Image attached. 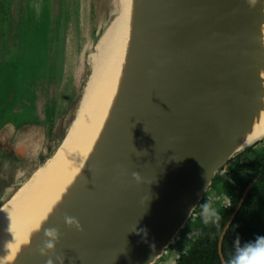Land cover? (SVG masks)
Instances as JSON below:
<instances>
[{"label": "water", "instance_id": "water-1", "mask_svg": "<svg viewBox=\"0 0 264 264\" xmlns=\"http://www.w3.org/2000/svg\"><path fill=\"white\" fill-rule=\"evenodd\" d=\"M74 1L73 13L84 15L63 14L69 41L60 79L70 72L68 57L69 69L75 55L82 58L91 35L84 22L91 32L98 14L91 11L97 0ZM99 4L105 15L106 0ZM263 10V0H133L131 65L117 110L81 176L14 264H46L37 247L47 227L60 232L63 264H158L168 254L225 166L264 138L244 144L264 94ZM105 23H96L100 35ZM253 184L221 233L223 264L224 235ZM65 214L82 230L69 229Z\"/></svg>", "mask_w": 264, "mask_h": 264}, {"label": "rangeland", "instance_id": "rangeland-1", "mask_svg": "<svg viewBox=\"0 0 264 264\" xmlns=\"http://www.w3.org/2000/svg\"><path fill=\"white\" fill-rule=\"evenodd\" d=\"M64 1L0 0V208L19 188L28 182L35 183L43 176V171H49L48 166L54 161V154L64 140L62 138L70 130L69 126L90 74L93 56L97 54L94 43L100 32L97 33L96 23L101 19L106 22L102 32L120 6L118 0H106L105 15L101 12L99 0L95 7H91V11L95 10L98 14L91 15V35L85 37L86 41L81 45L80 49L84 50L82 58L73 54V66L69 69L72 59L68 57L67 71L70 72L60 79L54 75L60 74L62 65L59 67V61L69 41V15L63 14L70 8L73 13L74 7L71 6L75 2L71 0L68 7ZM86 2L84 0L82 6ZM84 25L89 32V26L85 22ZM85 28L82 29L83 35H86ZM72 74L75 77L73 83L69 80ZM44 111L51 123L44 121ZM40 124H44L43 128L47 127L46 133L43 134L42 128L37 127ZM13 126L17 129L14 135H10ZM35 136L39 138L40 146H37ZM252 157L247 148L240 151L225 166L222 176L231 171L238 160L251 161ZM221 174L207 194L215 208L224 205L226 201L224 197L215 196V191L220 196L223 190L218 185ZM32 175L33 179L29 181ZM197 214L158 264H174V260L183 252L185 243L196 235Z\"/></svg>", "mask_w": 264, "mask_h": 264}, {"label": "bare ground", "instance_id": "bare-ground-1", "mask_svg": "<svg viewBox=\"0 0 264 264\" xmlns=\"http://www.w3.org/2000/svg\"><path fill=\"white\" fill-rule=\"evenodd\" d=\"M118 1L116 15L94 43L97 54L93 56L90 74L70 130L62 138L49 171H43V176L35 183L27 181L0 208V264H14L19 255L29 249L45 221L56 212L81 176L117 110L129 75L134 25L133 0ZM261 32L264 58V24ZM260 77L264 93V70L260 71ZM262 136L264 94L259 115L244 134V144ZM32 179L33 175L29 181Z\"/></svg>", "mask_w": 264, "mask_h": 264}, {"label": "trees", "instance_id": "trees-1", "mask_svg": "<svg viewBox=\"0 0 264 264\" xmlns=\"http://www.w3.org/2000/svg\"><path fill=\"white\" fill-rule=\"evenodd\" d=\"M47 120L49 122V119ZM253 148L254 144L247 148V152L253 151ZM51 154L52 152H50ZM263 160L262 156L257 155L252 162H238L233 165L232 175L229 178L225 180L223 177H219L218 185L222 183L223 189L221 193L231 206L224 207L223 205L216 208L222 216L218 225L205 224L198 212L195 224L198 235L195 239L185 243L183 252L174 260V264H223L218 254L220 235L238 205L243 191L247 185L253 182L254 184L245 197L239 212L224 235L222 255L225 263L234 253L233 241L237 236L241 240V246L245 242L253 241L257 236H264Z\"/></svg>", "mask_w": 264, "mask_h": 264}, {"label": "clouds", "instance_id": "clouds-1", "mask_svg": "<svg viewBox=\"0 0 264 264\" xmlns=\"http://www.w3.org/2000/svg\"><path fill=\"white\" fill-rule=\"evenodd\" d=\"M133 179L138 181L140 179L139 173L134 172ZM230 206V202L226 200L224 207ZM197 208H199V215L205 224L218 225L222 219L210 198L205 199L198 206L192 207L189 210V216H192ZM64 223L69 229L82 230L78 219L75 217L65 214ZM59 240L60 232L57 228L47 227L43 229V240L37 247V251L42 257L47 258L46 264H63V257L56 255V245ZM233 247L234 253L229 257L226 264H264V236H257L253 241L245 242L242 246L241 240L237 236L233 241Z\"/></svg>", "mask_w": 264, "mask_h": 264}, {"label": "flooded vegetation", "instance_id": "flooded-vegetation-1", "mask_svg": "<svg viewBox=\"0 0 264 264\" xmlns=\"http://www.w3.org/2000/svg\"><path fill=\"white\" fill-rule=\"evenodd\" d=\"M257 145H259V147L257 148L256 146ZM248 153H250V154H252V159H251V161H246V160H244V161H241V160H238L237 161V163L238 162H240V163H243V162H245V163H248V162H252L256 157H257V155H260V156H262V158H264V140L263 141H261V142H259V143H257L255 146H254V148H253V151L251 150V151H249ZM232 161V160H231ZM230 161V162H231ZM264 161V160H263ZM229 162V163H230ZM228 163V164H229ZM236 164V163H235ZM223 171V170H222ZM230 172V173H229ZM232 171H228V173H225L223 176H222V174H221V176L226 180L227 178H229L230 177V175H232V173H231ZM222 183H220V185H221ZM251 184V183H250ZM222 186V185H221ZM248 186V185H247ZM246 189V188H245ZM219 192V191H218ZM244 192V191H243ZM215 196H217L218 198H220V197H224V199H226V197L221 193L220 194V196L219 195H217V191H215ZM205 199H208V197L206 196V198ZM204 199V200H205ZM221 206H223V205H221ZM219 206H217L216 208H218ZM237 207V206H236ZM197 235H198V233H197V231H196V235H195V237L194 238H192V239H195L196 237H197ZM221 236V235H220ZM220 239V238H219ZM188 242V241H187ZM223 243V242H222ZM218 244H219V242H218Z\"/></svg>", "mask_w": 264, "mask_h": 264}, {"label": "crops", "instance_id": "crops-1", "mask_svg": "<svg viewBox=\"0 0 264 264\" xmlns=\"http://www.w3.org/2000/svg\"><path fill=\"white\" fill-rule=\"evenodd\" d=\"M72 15H84V14L80 13V11H78V10H75L74 13H73ZM98 26H99V24H97V27H98ZM89 29H90V27H89ZM89 33H91V32L89 31ZM63 97H64V96H62V98H63ZM66 99H68V97H66ZM46 106H47V105H46ZM44 112L46 113V111H44ZM46 114H47V113H46ZM43 117H45V115H43ZM45 121L48 123V120H47V119H46ZM50 123H51V122H50ZM42 125H44V124L37 125V127H41V128H42V131H43V134H44V133H46V131H47V127L43 128ZM19 127H20V126H19ZM22 127H23V126H22ZM24 127H29V126H28V125H27V126L24 125ZM16 129H17V128H16L15 126H13V129H12V131L10 132V135H12V134L14 135L15 132H16ZM27 131H28V130H27ZM30 136L32 137V135H30ZM35 139H36V136H35ZM36 140H37V146H40L39 143H38V142H39V141H38L39 138H37ZM36 140H35V141H36ZM32 141H33V140H32ZM31 150H33V149H31Z\"/></svg>", "mask_w": 264, "mask_h": 264}]
</instances>
